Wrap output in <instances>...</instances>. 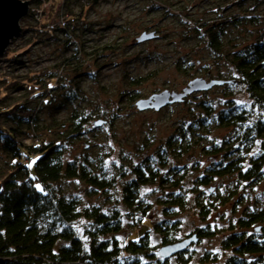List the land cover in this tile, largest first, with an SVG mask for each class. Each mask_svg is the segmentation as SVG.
<instances>
[{
  "label": "rangeland",
  "instance_id": "1",
  "mask_svg": "<svg viewBox=\"0 0 264 264\" xmlns=\"http://www.w3.org/2000/svg\"><path fill=\"white\" fill-rule=\"evenodd\" d=\"M21 1L28 3L31 18L26 16L20 20V35L0 57V80L9 83L6 80L9 77L3 74L22 77L29 71L38 73L65 63L58 73V84L64 89L51 90L50 107L39 109V126L51 130L45 138L54 141L59 126L66 124L73 112L82 111L104 122L101 126L89 124L82 140L67 148L66 159L86 158L95 162L103 158L115 182L104 195H89L86 185L79 180L61 182L57 189L66 197L80 198L82 205L101 206L105 211L118 209L123 215L122 230L112 237L122 243L138 230L134 227V218L127 217L129 210L123 204V188L133 179V169L140 167L145 173L146 170L155 171L164 179L139 189L141 202L148 207L149 220L144 222L145 228L137 224L141 232L149 231L155 255L158 257L160 238L150 229V224H176L178 239L209 226L217 234L189 247L183 260L185 264H224L229 252L223 251L221 241L230 232L228 224L264 204V179L236 188L232 176H214L208 186L199 185L200 178L210 175L218 164H226L236 154L234 151L226 153V142L232 143L236 131L220 128L215 123L197 130L201 135L194 140L191 138L197 141L191 142L180 158L170 152L164 155L163 150L171 136H179V131L194 117L202 115L198 105L202 101L215 107V111L225 107L230 99L249 108L252 103L245 88L240 84L215 86L206 92L193 93L182 103L158 112L138 111L135 104L165 90L181 93L196 78L210 82L235 76L226 61L219 60L208 43L199 38L196 29L216 22L220 15L224 16L219 20L221 23L229 17H258L264 25V3L256 5L254 0H246L224 7L223 4L231 0H97L94 4L92 0ZM219 5L223 9L215 13L213 9ZM78 15L83 17V22ZM62 24H65L63 28L54 33L55 39L47 33L33 31L35 27L53 30ZM219 27L224 31L221 39L224 54L232 52L233 45L241 47L249 39L253 40L261 29L247 21ZM142 35L152 38L138 42ZM76 66H80L78 74L72 72ZM2 82L0 98L5 94ZM72 87L75 93H70L72 98L66 99L65 94ZM13 96L19 97V94ZM30 136L23 129L21 139L25 145L30 143ZM216 149L221 151L213 154ZM162 155L165 165L158 160ZM7 161L0 143V168ZM210 188H213L212 193L208 192ZM198 191H202L206 201L217 205L204 219L195 208ZM232 192L236 194L225 204L223 200ZM180 197L186 199L183 207L169 204ZM165 212L168 215L165 216ZM250 233H254L253 227L247 232ZM206 256L215 261L203 262ZM154 260L144 259L143 263L156 264ZM180 261L173 257L169 264H181Z\"/></svg>",
  "mask_w": 264,
  "mask_h": 264
},
{
  "label": "trees",
  "instance_id": "2",
  "mask_svg": "<svg viewBox=\"0 0 264 264\" xmlns=\"http://www.w3.org/2000/svg\"><path fill=\"white\" fill-rule=\"evenodd\" d=\"M95 1L92 0V3ZM243 1L246 0L226 1L223 6L241 4ZM254 1L256 5L264 3V0ZM222 9V5H219L213 11L220 13ZM27 16L31 18V15ZM77 18L80 22L84 21L81 15ZM220 18L216 22L203 24L195 33L235 73L227 80L218 77L216 81L228 82L223 85H242L252 104L246 108L230 99L225 107L215 111L212 105L200 102L198 105L202 115L194 117L186 127L183 126L179 136H171L163 153L167 155L170 152L180 158L193 142L191 138L194 140V137L201 135L197 130L209 128L211 123L220 128L234 129V140L232 143L226 142V153H236L233 159L226 164H218L210 175L203 176L198 183L202 187L208 186L214 176H232L237 188L254 185L264 179V25L258 17H229L224 18L222 23ZM246 21L261 27L257 36L253 40L249 39L244 46L233 45L232 52L224 54L221 40L224 31L221 26L217 28L218 25H237ZM64 25H58L53 30L35 27L33 31L47 33L55 39V31ZM64 65L60 63L54 69L38 73L29 71L22 77L3 74L5 78L9 77L6 79L9 83L0 80L5 90L4 96L0 98V104L3 103L0 109V143L8 158L0 168V264H144V259L150 262L155 259L156 264H169V259L173 257L185 264L183 256L189 247L201 239L215 236L217 232L205 226L178 239L176 224H150V229L160 238L157 251L164 246L196 237V241L184 252L167 259L157 253V257L149 231L141 232L137 227L139 224L145 228L144 222L149 220L148 207L141 202L138 191L142 186L160 182L163 177L155 171L146 170L145 173L140 167L133 169V179L123 188V204L129 210L127 217L134 218V227L138 230L122 243L112 237L122 230L123 215L118 209L105 211L101 206L82 205L80 198L66 197L65 193L57 189L61 182L79 180L86 185L89 195H104L115 182L114 178H110L103 158L95 162L86 158L66 159L67 148L82 140L87 126L92 122L93 126H101L104 123L102 120H95L97 117L82 111L73 112L66 124L59 126L54 141L45 138L51 130L39 126L40 107L49 108L52 102L49 92L62 87L58 84V73L62 72ZM79 68L74 67L72 72L78 74ZM69 91L65 94L66 99L72 98L69 94L75 93L74 87ZM17 93L19 97H14ZM32 104L35 106L31 107ZM23 129L31 134L28 145L21 139ZM38 134L44 137L40 139ZM219 151L221 149H216L213 154ZM164 155L158 157L161 165H165ZM33 160L36 163L28 168L27 165ZM37 184L43 191L36 188ZM212 191L213 188H210L208 192ZM201 194L202 191H198L195 208L204 219L217 205L206 201ZM230 194L223 200L225 204L236 193ZM171 203L183 207L186 199L176 198ZM252 227L254 233L247 234ZM228 230L229 234L221 241L223 251L229 252L224 264H264V204L259 209L244 213L235 223L230 222ZM213 261L215 258L207 256L203 260L206 263Z\"/></svg>",
  "mask_w": 264,
  "mask_h": 264
},
{
  "label": "water",
  "instance_id": "3",
  "mask_svg": "<svg viewBox=\"0 0 264 264\" xmlns=\"http://www.w3.org/2000/svg\"><path fill=\"white\" fill-rule=\"evenodd\" d=\"M28 15V3L21 0H0V57L5 53L11 41L20 35L21 27L20 20ZM152 38L151 35H142L137 39L138 42H143ZM226 81L212 80L206 82L203 79L196 78L190 81L187 88L183 89L181 93H170L164 91L159 94H153L147 99H140L136 102L135 106L138 111H160L161 109L180 104L183 100L197 92H206L215 86H221ZM98 125H101L99 122ZM196 241V237L181 240L174 244L162 247L158 253L162 258H170L175 254L184 252L192 242Z\"/></svg>",
  "mask_w": 264,
  "mask_h": 264
},
{
  "label": "snow or ice",
  "instance_id": "4",
  "mask_svg": "<svg viewBox=\"0 0 264 264\" xmlns=\"http://www.w3.org/2000/svg\"><path fill=\"white\" fill-rule=\"evenodd\" d=\"M37 159H39V158H37ZM36 163V160H33V161H31L28 165H27V167L28 168H32L33 167V165ZM36 188L37 189H39V190H41V191H43V189H41V186L39 185V184H37L36 185ZM78 231H79V229H77ZM85 239H86V237H85ZM86 247V246H85Z\"/></svg>",
  "mask_w": 264,
  "mask_h": 264
},
{
  "label": "built area",
  "instance_id": "5",
  "mask_svg": "<svg viewBox=\"0 0 264 264\" xmlns=\"http://www.w3.org/2000/svg\"><path fill=\"white\" fill-rule=\"evenodd\" d=\"M37 1L40 3V2H43L44 0H37Z\"/></svg>",
  "mask_w": 264,
  "mask_h": 264
}]
</instances>
